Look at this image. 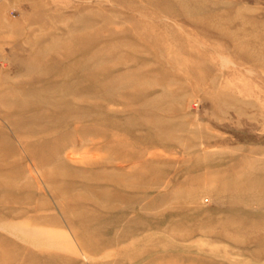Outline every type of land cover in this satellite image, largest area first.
<instances>
[{
  "label": "rangeland",
  "instance_id": "rangeland-1",
  "mask_svg": "<svg viewBox=\"0 0 264 264\" xmlns=\"http://www.w3.org/2000/svg\"><path fill=\"white\" fill-rule=\"evenodd\" d=\"M0 264H264V0H0Z\"/></svg>",
  "mask_w": 264,
  "mask_h": 264
}]
</instances>
